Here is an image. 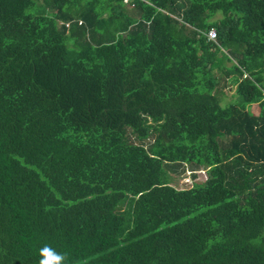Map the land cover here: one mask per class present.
Segmentation results:
<instances>
[{
    "label": "trees",
    "instance_id": "1",
    "mask_svg": "<svg viewBox=\"0 0 264 264\" xmlns=\"http://www.w3.org/2000/svg\"><path fill=\"white\" fill-rule=\"evenodd\" d=\"M46 244L264 264V0H0V264Z\"/></svg>",
    "mask_w": 264,
    "mask_h": 264
},
{
    "label": "rangeland",
    "instance_id": "2",
    "mask_svg": "<svg viewBox=\"0 0 264 264\" xmlns=\"http://www.w3.org/2000/svg\"><path fill=\"white\" fill-rule=\"evenodd\" d=\"M33 10V8H31ZM218 16V15H217ZM234 85H230L227 87L226 95L222 96V104H226L229 101L233 100L234 93ZM168 174L171 178V183L176 188H187L190 187L195 181H203L207 174L204 169H198L195 171V177L192 176V172L189 167L185 166L184 168L175 167L174 169H170Z\"/></svg>",
    "mask_w": 264,
    "mask_h": 264
},
{
    "label": "clouds",
    "instance_id": "3",
    "mask_svg": "<svg viewBox=\"0 0 264 264\" xmlns=\"http://www.w3.org/2000/svg\"><path fill=\"white\" fill-rule=\"evenodd\" d=\"M39 264H66L67 255L57 252L50 245H45L39 249ZM84 264H88L84 261Z\"/></svg>",
    "mask_w": 264,
    "mask_h": 264
},
{
    "label": "built area",
    "instance_id": "4",
    "mask_svg": "<svg viewBox=\"0 0 264 264\" xmlns=\"http://www.w3.org/2000/svg\"><path fill=\"white\" fill-rule=\"evenodd\" d=\"M133 0H123V3L125 4H129L130 2H132ZM131 5V4H130ZM133 6V4L131 5ZM67 25V24H66ZM206 37L208 40L211 41H215L216 40V32L214 28H210L207 32H206Z\"/></svg>",
    "mask_w": 264,
    "mask_h": 264
}]
</instances>
